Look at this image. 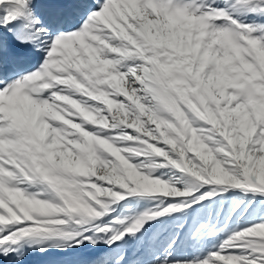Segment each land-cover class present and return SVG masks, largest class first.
<instances>
[{"label": "snow or ice", "instance_id": "obj_1", "mask_svg": "<svg viewBox=\"0 0 264 264\" xmlns=\"http://www.w3.org/2000/svg\"><path fill=\"white\" fill-rule=\"evenodd\" d=\"M0 264H264V0H0Z\"/></svg>", "mask_w": 264, "mask_h": 264}]
</instances>
